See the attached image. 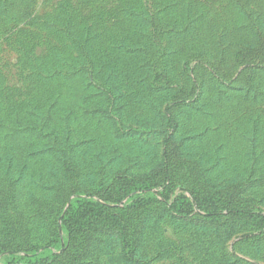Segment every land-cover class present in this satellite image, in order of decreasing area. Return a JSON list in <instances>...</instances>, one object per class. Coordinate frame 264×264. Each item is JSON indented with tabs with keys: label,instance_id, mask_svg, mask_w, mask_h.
Masks as SVG:
<instances>
[{
	"label": "rangeland",
	"instance_id": "obj_1",
	"mask_svg": "<svg viewBox=\"0 0 264 264\" xmlns=\"http://www.w3.org/2000/svg\"><path fill=\"white\" fill-rule=\"evenodd\" d=\"M0 264H264V0H0Z\"/></svg>",
	"mask_w": 264,
	"mask_h": 264
}]
</instances>
